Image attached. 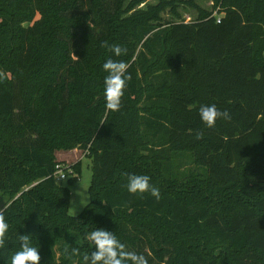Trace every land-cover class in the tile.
Masks as SVG:
<instances>
[{"label": "trees", "instance_id": "trees-1", "mask_svg": "<svg viewBox=\"0 0 264 264\" xmlns=\"http://www.w3.org/2000/svg\"><path fill=\"white\" fill-rule=\"evenodd\" d=\"M145 2L0 0V264L19 232L41 264H83L96 226L149 264H264V0H213L191 22ZM109 58L131 75L115 112ZM205 104L231 119L206 127ZM78 148L93 175L71 216L81 165L64 186L56 153ZM127 174L149 175L160 198L130 195Z\"/></svg>", "mask_w": 264, "mask_h": 264}, {"label": "clouds", "instance_id": "clouds-1", "mask_svg": "<svg viewBox=\"0 0 264 264\" xmlns=\"http://www.w3.org/2000/svg\"><path fill=\"white\" fill-rule=\"evenodd\" d=\"M112 51L119 57L126 50L113 46ZM102 68L106 73L103 83L105 108L114 112L119 111L127 83L131 79L128 73L129 65L122 60L109 58ZM199 117L206 127L213 128L219 119L230 120L231 114L226 110H219L216 104H205L199 108ZM125 188L130 195L147 194L157 200L160 198L159 188L151 182V177L147 174H127ZM77 195L80 197V204L84 206L87 193L83 189ZM73 202H75L76 211L77 204L76 201ZM8 231L9 225L3 217H0V253L5 248ZM86 239L93 246V251L91 255L83 256V264H149L148 257L143 253L127 250V246L121 242L115 232L103 227L96 226L87 232ZM17 240L18 247L3 261V264H41L40 246L33 243L32 237L19 232ZM78 252V249H72L73 255H77Z\"/></svg>", "mask_w": 264, "mask_h": 264}, {"label": "rangeland", "instance_id": "rangeland-1", "mask_svg": "<svg viewBox=\"0 0 264 264\" xmlns=\"http://www.w3.org/2000/svg\"><path fill=\"white\" fill-rule=\"evenodd\" d=\"M133 1V0H129ZM135 1V0H134ZM146 2L143 3L138 7L139 10H145L148 6H156L159 4L161 0H145ZM168 4L164 3L166 6V10L161 14L162 19L164 21H184V22H191L195 21L198 18L199 10L205 11H215L214 7L215 4L213 0H165ZM57 161L61 163L62 169L65 174H67L66 180H59L57 181L64 186L69 185L70 178H73L77 173L74 170V166L81 165V174H78L77 182L75 184L70 185L71 189V200L69 204V214L71 216H78L84 208L89 204L90 197H89V187L92 181V161L89 158L88 152L78 148L74 150H59L56 153ZM192 162L188 161L185 163V166H182V171H186L192 168ZM81 185V186H80ZM87 193L85 205L80 204V197L77 195L79 191L83 189ZM77 204V214L75 211V202ZM73 202V204H72ZM6 200L0 199V210L5 209Z\"/></svg>", "mask_w": 264, "mask_h": 264}, {"label": "built area", "instance_id": "built-area-1", "mask_svg": "<svg viewBox=\"0 0 264 264\" xmlns=\"http://www.w3.org/2000/svg\"><path fill=\"white\" fill-rule=\"evenodd\" d=\"M55 177L56 179H59V180H66L67 179V174L64 173L63 169H62V166H59L58 167V170L55 174Z\"/></svg>", "mask_w": 264, "mask_h": 264}]
</instances>
